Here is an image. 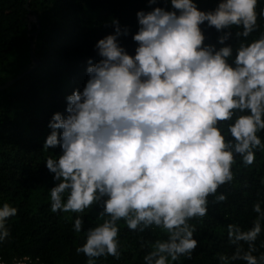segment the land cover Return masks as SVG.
<instances>
[{"label": "clouds", "instance_id": "9594fccd", "mask_svg": "<svg viewBox=\"0 0 264 264\" xmlns=\"http://www.w3.org/2000/svg\"><path fill=\"white\" fill-rule=\"evenodd\" d=\"M157 2L148 0L150 6ZM164 3L172 10L136 13L134 56L117 42L129 29L113 21L115 34L95 45L100 59L88 61L83 90L66 98V116L57 112L48 124L43 150H61L45 161L55 182L50 210L102 209L103 223L89 229L86 242L76 248L87 264L102 256L120 258V220L132 231L155 226L167 233V240L152 245L145 264L191 259L198 242L189 221L208 215L209 196L217 204L227 200L218 189L234 180L237 156L248 167L255 162L254 150L264 149L257 135L264 131V34L241 42L232 60L233 47L205 44L201 28L206 23L221 32L220 45L232 35L225 30L234 26L243 29L236 38L246 40L257 29L258 0H220L211 11L199 10L195 0ZM253 211L257 218L249 230L227 226L229 242L237 245L231 260L264 262V256L252 255L264 220L259 202ZM16 215L10 204L0 207V243L10 235L6 220ZM73 227L82 231L80 216ZM219 259L228 264V257Z\"/></svg>", "mask_w": 264, "mask_h": 264}, {"label": "trees", "instance_id": "16d2710c", "mask_svg": "<svg viewBox=\"0 0 264 264\" xmlns=\"http://www.w3.org/2000/svg\"><path fill=\"white\" fill-rule=\"evenodd\" d=\"M195 2L199 10L211 11L220 0ZM155 7L172 10L164 0L151 6L148 0H0V86L14 80L0 91V207L8 203L17 209V215L5 222L9 237L0 243V257L5 261L28 256L44 264H87L88 257L77 254L76 248L86 242L89 229L103 223L99 218L102 209L93 205L83 213L50 210L49 191L55 182L45 161L49 155H60L61 150H43L51 132L48 124L57 112L66 116V98L83 90L88 61L95 64L100 59L95 45L115 34L113 21H119L121 30L129 29V35L117 42L134 56L138 45L132 37L139 27L136 13ZM261 9L264 0L257 3V29L246 40L236 38L235 33L243 29L234 26L225 30L232 35L220 45L217 40L222 33L205 23L201 25L205 44L217 49L231 45L234 60L241 42L250 43L264 34ZM257 135L264 144V131ZM254 151L251 166L244 167L236 157L234 180L218 189L227 200L217 204L209 196L208 215L189 221L196 228L193 238L198 242L191 259L181 256L170 264H222L221 255L229 258L228 264H246L231 260L237 245L229 242L227 226L235 224L247 231L257 218L253 205L259 202L264 211V149ZM77 216L83 220L79 233L73 227ZM118 227L120 258L102 256L95 264H145L152 245L168 239L167 233L155 226L144 232L132 231L120 220ZM239 246L248 251L246 242ZM254 247L252 255L259 260L264 256V220Z\"/></svg>", "mask_w": 264, "mask_h": 264}, {"label": "built area", "instance_id": "2783aa9c", "mask_svg": "<svg viewBox=\"0 0 264 264\" xmlns=\"http://www.w3.org/2000/svg\"><path fill=\"white\" fill-rule=\"evenodd\" d=\"M24 257H20V258L14 259L11 262H7L2 257H0V264H18V262H22V264H44L39 259H33L31 257H29L28 260H23Z\"/></svg>", "mask_w": 264, "mask_h": 264}, {"label": "water", "instance_id": "95a60500", "mask_svg": "<svg viewBox=\"0 0 264 264\" xmlns=\"http://www.w3.org/2000/svg\"><path fill=\"white\" fill-rule=\"evenodd\" d=\"M14 81V80H13ZM13 81H8L4 85L0 86V91L3 90L5 87L9 86Z\"/></svg>", "mask_w": 264, "mask_h": 264}]
</instances>
